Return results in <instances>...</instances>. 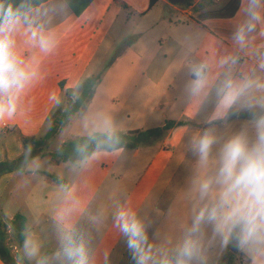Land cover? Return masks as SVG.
Wrapping results in <instances>:
<instances>
[{
  "label": "crops",
  "instance_id": "1",
  "mask_svg": "<svg viewBox=\"0 0 264 264\" xmlns=\"http://www.w3.org/2000/svg\"><path fill=\"white\" fill-rule=\"evenodd\" d=\"M150 1L44 0L18 14L19 23L10 35L13 51L30 78L12 94L14 112L7 111V97L2 98L0 162L22 155L27 159L0 174V202L18 196L20 208L10 214L7 229L18 243L4 246L0 239V248L9 257L7 261L0 257V264H17L10 245L24 264H71L64 251L69 237L83 245L88 264H232L227 245L232 235L240 264H264V230L245 241L240 229L228 235L206 220L196 221L178 227L183 232L179 235L164 236L162 250L151 248L157 236L147 237L137 250L128 246V237L118 226L120 211L136 220L146 215V205L159 201L184 168L192 147L196 154L190 166L206 168L215 179L225 145L243 136L252 147L258 139V121L264 119L246 116L264 111V0H192L185 6L168 0L149 5ZM134 19L136 38L126 49L137 50L127 61L141 65L132 70L133 89L115 96L93 91L86 108L71 116L75 121L69 117L42 145H24V137L45 135L52 115L66 107L67 91L96 75L104 49ZM241 29L243 41L236 39ZM41 38L46 46H41ZM194 69L202 80L195 93ZM110 78H100L98 84ZM228 91L238 95L225 106ZM96 104L98 111H89ZM171 121L174 124L163 135L144 144L96 150L73 163L50 159L62 143L75 137L162 128ZM205 131L214 141L206 161L198 149ZM56 139L58 146L51 147ZM14 180L17 185L6 192ZM193 195L198 200L194 207L208 202L199 187ZM17 213L22 218L13 221ZM3 226L0 222V232Z\"/></svg>",
  "mask_w": 264,
  "mask_h": 264
},
{
  "label": "clouds",
  "instance_id": "2",
  "mask_svg": "<svg viewBox=\"0 0 264 264\" xmlns=\"http://www.w3.org/2000/svg\"><path fill=\"white\" fill-rule=\"evenodd\" d=\"M252 15L256 18L255 13ZM18 23L19 16L11 8L0 21V113L5 111L3 97H7V111H15L12 94L22 89L30 78L13 51L10 34ZM251 27L249 25V31ZM33 36H36L35 32ZM236 39L243 41V29L237 33ZM40 42L41 46L47 44L44 38ZM193 75L197 77L192 89L195 93L202 87L201 72L194 69ZM237 95L235 91H228L224 94L223 104L230 106ZM257 128L258 139L252 147L243 136H236L225 145L215 179L209 178L199 187L201 198L207 197L208 202L200 209L197 223L207 220L214 224L216 231L228 235L239 227L245 241L258 230H264V119L258 121ZM213 142L208 131L200 137L198 149L202 160H207ZM116 219L128 237V246L138 250L146 241L142 225L127 211H120ZM64 251L71 264H88L83 245L71 237L67 239Z\"/></svg>",
  "mask_w": 264,
  "mask_h": 264
},
{
  "label": "rangeland",
  "instance_id": "3",
  "mask_svg": "<svg viewBox=\"0 0 264 264\" xmlns=\"http://www.w3.org/2000/svg\"><path fill=\"white\" fill-rule=\"evenodd\" d=\"M193 1L185 0L182 6H185ZM178 16V15H177ZM175 16L169 17L174 18ZM135 21H130L127 29H125L122 33L117 35V41L108 45L104 51V57L100 60L99 65L97 66L96 75H99L101 79H106L107 77H111L108 82H104L102 84H96L93 88L94 92L103 93V95L115 96L117 92H130L133 88L131 86L130 77H132V70L138 69L141 65L138 63L137 65H130L127 61L130 57L133 56V50H137V48L132 47V50H127L126 48L133 42L136 38L135 31L133 29L134 24L138 22L137 19ZM140 44L136 45L139 46ZM119 57L120 60L116 63V58ZM118 77V78H116ZM121 77V78H120ZM67 105V104H66ZM99 104L93 105L90 107L89 111H95ZM101 106V105H100ZM113 106V105H112ZM86 108V106H85ZM84 108V109H85ZM98 111V110H96ZM56 113L52 115V121H55ZM76 117V116H75ZM74 116L70 118V122L75 121ZM51 121V123H52ZM50 123V124H51ZM93 125V121L90 122ZM93 128V127H92ZM58 140L56 139L51 147H57ZM196 154V150L194 147L189 152V157L186 158V162L184 164V168H181L176 174L173 181L170 183V186L165 190V192L160 195L159 201L157 203H148L145 208L146 215L143 213L138 217L137 221L142 225L144 235L147 237L157 236L161 241L155 240L153 241L151 248L155 250H162L161 245L164 244L163 237L166 235H179L183 233L180 231L178 227L193 225L196 223V217L199 214L200 207H194L193 205L198 202L195 198H192L193 189L195 191L196 187H200V185L207 179L212 178L211 174L207 172V169H193L191 167L190 159H193ZM220 160V159H219ZM45 164V163H43ZM219 167V164L217 165ZM215 170V177L218 172ZM184 183L182 184V181ZM17 185V180L13 181L6 187V192L13 189L14 185ZM180 184L183 186V191L180 194ZM18 187L16 188V190ZM204 200V198H203ZM200 202L201 201L200 199ZM184 203V204H183ZM189 203V204H185ZM191 206L189 207V205ZM200 208V209H199ZM20 211L19 208V199L18 196L8 200L7 197L1 199L0 202V222L4 225V231L0 232V239L3 245L8 246L11 243H18L13 234L14 232L7 231V229H11V221L9 220L10 214H14L15 212ZM143 216L145 217L143 220ZM205 221V220H204ZM207 221V220H206ZM175 225L176 228L174 227ZM175 228V229H174ZM178 228V231H177ZM240 229L239 227L233 229V232L236 233V230ZM194 233V231H190ZM233 233V234H234ZM156 239V238H154ZM162 242V243H161ZM227 245L230 246L229 251H231L232 262L234 264H240L238 262L239 259V251H238V242L234 239V235H232L227 241ZM13 261L18 264L20 261L19 253L11 254ZM161 258V256H159ZM156 261V260H155ZM20 263L24 264L23 261ZM232 263V264H233Z\"/></svg>",
  "mask_w": 264,
  "mask_h": 264
},
{
  "label": "trees",
  "instance_id": "4",
  "mask_svg": "<svg viewBox=\"0 0 264 264\" xmlns=\"http://www.w3.org/2000/svg\"><path fill=\"white\" fill-rule=\"evenodd\" d=\"M44 0H26L20 1L14 0V2H5L0 0V21L3 19L4 13L7 12L9 8L18 14L28 10L29 8L38 6ZM154 2L150 1V4ZM76 13L78 11H75ZM100 82L99 75H91L84 78L78 85L73 89L67 91V105L66 107L58 112L55 117V121H52L47 132L41 139L34 137H24L22 142L24 145H42L47 139L53 136L57 130L63 127L68 121L69 117L74 115L78 111H82L89 100L92 97L94 86ZM256 110L251 113H247L246 116H255L258 119L259 116H264V111ZM174 123L166 122L162 128H153L143 131L133 130L127 132H114L112 134H107L103 132H94L90 135L75 137L71 140H67L61 144V146L54 153L50 154V159L54 162H76L90 156L96 150H112L121 147H134L138 144L147 143L151 138L163 135L166 130L170 128ZM27 157L22 155L14 161H2L0 162V174L11 171L13 167L18 164L25 162ZM54 181H58L53 175H48ZM59 182V181H58ZM20 215L17 213L13 216V221L18 220ZM0 257L7 261L9 259L6 252L0 248Z\"/></svg>",
  "mask_w": 264,
  "mask_h": 264
},
{
  "label": "water",
  "instance_id": "5",
  "mask_svg": "<svg viewBox=\"0 0 264 264\" xmlns=\"http://www.w3.org/2000/svg\"><path fill=\"white\" fill-rule=\"evenodd\" d=\"M185 0H168V2L173 4H183Z\"/></svg>",
  "mask_w": 264,
  "mask_h": 264
},
{
  "label": "built area",
  "instance_id": "6",
  "mask_svg": "<svg viewBox=\"0 0 264 264\" xmlns=\"http://www.w3.org/2000/svg\"><path fill=\"white\" fill-rule=\"evenodd\" d=\"M9 247L11 248L12 253L17 252V248L15 246L10 245Z\"/></svg>",
  "mask_w": 264,
  "mask_h": 264
}]
</instances>
